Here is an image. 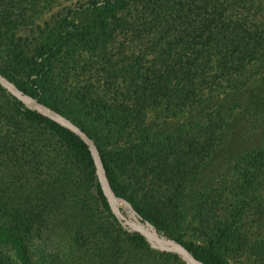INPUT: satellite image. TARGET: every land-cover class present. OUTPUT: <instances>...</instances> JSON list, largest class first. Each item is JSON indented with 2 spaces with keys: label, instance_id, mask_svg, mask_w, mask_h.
<instances>
[{
  "label": "trees",
  "instance_id": "16d2710c",
  "mask_svg": "<svg viewBox=\"0 0 264 264\" xmlns=\"http://www.w3.org/2000/svg\"><path fill=\"white\" fill-rule=\"evenodd\" d=\"M0 73L92 138L143 223L264 264V0H0ZM234 123L243 150L204 183ZM178 260L112 214L79 136L0 86V264Z\"/></svg>",
  "mask_w": 264,
  "mask_h": 264
},
{
  "label": "water",
  "instance_id": "95a60500",
  "mask_svg": "<svg viewBox=\"0 0 264 264\" xmlns=\"http://www.w3.org/2000/svg\"><path fill=\"white\" fill-rule=\"evenodd\" d=\"M0 86L4 88L11 96L16 98L23 104L24 107L36 111L52 120L59 125L69 129L77 136H79L86 144L90 151L93 163L95 166L98 182L101 190L110 206L112 214L129 230L132 232H140L149 243L152 249L173 253L181 257L185 264H204L194 257V255L181 243L170 240L162 235L150 222H142L141 216L132 208L131 204L124 198L116 194L109 185L102 160L100 158L99 150L90 136H88L79 126H77L68 117L60 112L52 109L50 106L40 102L32 97L22 89H20L14 82H12L5 75L0 73ZM119 203H123L129 207L133 216L123 212L119 208ZM142 222V223H141Z\"/></svg>",
  "mask_w": 264,
  "mask_h": 264
},
{
  "label": "rangeland",
  "instance_id": "374dc122",
  "mask_svg": "<svg viewBox=\"0 0 264 264\" xmlns=\"http://www.w3.org/2000/svg\"><path fill=\"white\" fill-rule=\"evenodd\" d=\"M243 102L246 103V100L244 98H243ZM249 112H243L242 115H240L241 119L244 120L247 117H250L251 114H249ZM241 119H240V122H241ZM239 128H240L239 123H237V124L234 123L231 126H229L228 129L226 130V140H225L223 146L219 150H217V152L214 155L211 163L204 170V174H203V182L204 183L205 182H209L211 179H213L215 177V175L220 171V168L221 167H225L227 164H229V162L236 155L239 154V152L240 153L242 152L241 150H243V148L240 146L242 143L238 139ZM119 205L120 206H125L128 209L129 214L131 216H133L134 218H136L133 215V213L131 212V210L129 209V207L127 205H125L123 203H119ZM56 244H57L56 245V249H58V253L59 254H61L62 251H66V249H64V247H62V246L60 247V245H59L60 242H58ZM34 245H35V242H31L28 247L31 250H33V252L35 253L34 256H36V253H37V245H35V246ZM178 262L180 264L181 263L185 264L184 261H183V259L181 257H179Z\"/></svg>",
  "mask_w": 264,
  "mask_h": 264
}]
</instances>
